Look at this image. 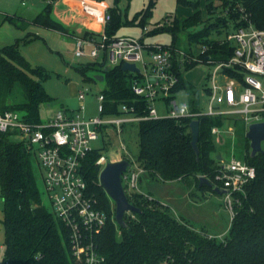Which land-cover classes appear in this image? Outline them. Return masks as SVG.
I'll use <instances>...</instances> for the list:
<instances>
[{"label":"trees","instance_id":"trees-1","mask_svg":"<svg viewBox=\"0 0 264 264\" xmlns=\"http://www.w3.org/2000/svg\"><path fill=\"white\" fill-rule=\"evenodd\" d=\"M121 0H113L108 7L110 19L104 26L108 35H114L123 25H148V18L156 0L136 12L132 18H122L118 6ZM129 1V0H126ZM177 4L189 6L191 13L177 17L167 14L161 22L152 24L146 35L160 32L171 34V46L179 44V34L187 27L202 23L195 30L186 32V51L183 60L172 58L178 82L173 93L186 90L192 95L190 107L198 109V91L184 78V71L198 62L193 58L227 60L233 52V44L225 36L244 23L246 14L256 27H264V0H204L205 9L220 12L212 21L201 20L199 0H176ZM218 2V3H216ZM51 4L32 19V23L44 28L59 30L62 26L50 17ZM16 16H3V20L17 23ZM224 33L223 37L215 36ZM94 35L85 33L84 35ZM28 37L26 38V40ZM173 46V47H174ZM204 51L201 53V49ZM84 79L87 69L103 73L105 87L104 111L119 115L121 104L135 105L137 114L148 111L146 100L131 91L137 73L123 70L120 64L105 67L93 61L78 68ZM234 74L232 70H226ZM35 75L39 77L36 78ZM239 77V74L236 73ZM48 74L31 66L18 47V41L0 48V112L17 110L30 122L39 121L40 106L50 101L41 79ZM18 84L22 100H13L11 95ZM233 117V116H228ZM199 116L198 148L196 155L190 140V117L143 119L138 123V165L155 180L182 181L189 195L198 188L202 193L214 192L213 187L202 183L205 176L211 183L222 152L214 140L211 127L222 125L226 118ZM15 133L0 131V190L3 198L1 223L4 230L3 245L11 264H78L75 262L69 240L68 228L43 204L33 169V154ZM102 148H93L83 160L84 177L88 190L97 200V205L106 214V223L97 235L98 249L107 264H264V150L251 156L248 142L243 159L253 165L255 178L245 187L244 195L238 197L235 215L230 221L227 234L216 239L203 230L195 229L184 218L174 216L168 206L156 197L140 191L127 194L138 211L124 214V226L114 220V205L100 186L98 175L103 167L96 163L102 156ZM264 149V147H262ZM219 155V156H218ZM212 184V183H211ZM199 196L191 197L197 201ZM200 199L202 198L199 197Z\"/></svg>","mask_w":264,"mask_h":264},{"label":"built area","instance_id":"built-area-1","mask_svg":"<svg viewBox=\"0 0 264 264\" xmlns=\"http://www.w3.org/2000/svg\"><path fill=\"white\" fill-rule=\"evenodd\" d=\"M103 15L105 26L110 19L107 9ZM241 19L244 23L225 36V40L233 44L232 55L227 60L193 58L198 63L212 66L202 88V95L208 97L204 108L194 110L189 102L177 104L173 98L178 75L173 69L172 58L175 52L180 56L176 59L181 62L185 53L163 43H147L132 35H108L103 30L98 36L77 37L74 56H89L97 60L101 51L111 66L124 61L135 63L139 71L133 73L139 77L133 78L130 87L135 95L146 100L147 113L137 114L135 105L121 104V114H105L102 93L97 95L98 111L102 116L87 119L81 116L82 104L77 111L60 108L52 117L37 122L27 121L17 110L0 112V131L18 134L42 169L43 188L50 211L69 230L70 249L75 262L107 264L96 241L107 217L89 192L83 172V160L93 149L90 142L99 138V130L103 127V130L111 127L120 132L121 125L127 121L178 117L197 119L205 115L238 116L247 125L264 121V27H256L246 14H242ZM143 31H148L147 25ZM203 51L202 48L201 53ZM226 70L234 71L235 75ZM86 90L77 92L79 100L84 99ZM159 100L165 103L166 112L163 114H158L155 107ZM217 106L224 107L217 109ZM232 132L231 127H211V133L220 145L221 140ZM123 158L130 164L121 175L122 185L124 187L125 182L130 191H138L139 177L145 169L129 158ZM104 162V155L96 161L102 165ZM255 176V167L233 152L220 159L211 183L212 187L224 190L223 205L231 219L235 215L239 195H244L245 187ZM0 264H11L3 243L0 244Z\"/></svg>","mask_w":264,"mask_h":264},{"label":"rangeland","instance_id":"rangeland-1","mask_svg":"<svg viewBox=\"0 0 264 264\" xmlns=\"http://www.w3.org/2000/svg\"><path fill=\"white\" fill-rule=\"evenodd\" d=\"M49 1L50 0H0V11H6L7 13L16 14L25 18H21V20L16 19V24L9 21H4L2 24L0 22V47L5 44L14 43L16 39H18V47L29 64L40 68L43 73L48 74L46 78L41 79L43 87L50 97L48 103H44L40 106L39 115L41 119L44 120L52 117L55 111L60 108L71 109L73 112L77 111L81 104L83 105V111L80 112L81 116L84 118L102 116L98 111L97 95L104 89L105 81L103 79L98 80L94 78L95 74L102 73L93 69H87L86 75L93 79L85 80L78 68L81 67L82 64L91 63L94 60L89 56L76 57L73 53L75 39L85 35H77L66 28L59 29L58 31L47 29L35 25L30 21L37 12L46 8ZM103 1L109 6L113 4V0ZM147 1L148 0H130L128 3H123V8H126L128 14L131 15L142 6L146 5ZM172 1L173 0H163L161 4V0H156L157 3L153 9V14L148 18V30L152 24L156 23H153V21L160 20L159 22H161L167 14L187 16L186 14L191 11L189 6L178 8L177 11L172 10ZM199 2L202 12L201 20L203 22L212 21L215 16L219 14V8L208 12L205 9L204 0H199ZM171 10L172 12H170ZM201 26L202 23L200 22L197 25L187 27L186 31L179 34V44L173 45L174 47L171 46V34L169 32L153 33L148 34V36L153 43H167L166 45L171 48L184 53L187 46L185 33L195 31ZM127 31L129 30L124 28L125 34H127ZM215 36L223 37L224 33ZM27 37L28 39L26 40ZM101 60L102 52L100 51L97 61L99 62ZM211 70V65L198 63L192 68L185 70L183 73L187 79L200 87L201 84L206 82L204 77ZM35 77L39 79L37 75H35ZM84 89H87L85 97L79 100L77 98V92ZM11 97L13 100L17 101L23 99L22 90L18 84L14 86ZM173 98L177 104L191 100L190 95L184 90L175 92ZM207 101V96L198 97V107L204 108ZM155 107L158 114L166 112L165 103L161 100L155 103ZM223 107L224 106H217V109H222ZM220 116L222 118L225 117L224 119L229 118L225 115ZM229 120L231 122L233 134H231V137L229 136L221 140L222 145L218 147V150L222 152L223 158L228 156L231 152H233L236 157L242 158L246 151V142H248L249 145V140L245 136L248 125L238 116L230 117ZM103 129L104 127L102 130H99V138L92 140L90 145L93 148H102L101 153L105 156V162L115 160L114 158L127 157L133 161V163L138 164L139 137L137 133V121L124 122L121 125L120 132H116L111 127L105 130ZM12 138L20 139L19 135L16 133ZM262 147H264V143H262ZM131 168H134V166ZM33 169L40 189L42 202L50 210V203L43 188V171L35 158H33ZM157 181L158 184L154 183L153 185V190H155L154 196L166 204L169 211L174 216L184 218L195 229L203 230L216 239H222L227 234L231 218L229 212L224 208L222 194L216 192L210 194L206 193L205 195L207 196L200 199L199 197H201L202 191L195 188L189 195V191L182 181ZM124 187L126 193L129 194L131 191L127 188L125 182ZM145 187V185H142L139 188L142 189L141 191L146 192L147 190ZM197 196H199L197 201L191 200L193 199L191 197ZM110 201L114 205L111 199ZM2 210L3 198L0 190V244H2L4 240V230L1 223L3 215Z\"/></svg>","mask_w":264,"mask_h":264},{"label":"crops","instance_id":"crops-1","mask_svg":"<svg viewBox=\"0 0 264 264\" xmlns=\"http://www.w3.org/2000/svg\"><path fill=\"white\" fill-rule=\"evenodd\" d=\"M129 1L121 0L118 4L120 11H121L122 18H125V17L128 19L132 18L136 12L142 10L147 5V4L146 5L143 4L144 6H142L139 10H137L136 12H134L130 15V14H128L127 9L123 8V3L124 2L128 3ZM148 1H147V3H148ZM156 3L154 4V6L152 8L151 15L153 14V9L155 8ZM162 3H163V0H161V4ZM48 4H51L50 17L52 19H54L55 21H57L62 26V28H66L67 30H69L73 33H76L77 35H81V34H85V33H93L95 35H99L104 30V21H103L104 15H103V13H104V9L108 10L109 5H106V2L103 0H53V2H51V3L48 2ZM47 5H46V7H47ZM181 7H185V5L177 4L176 0L172 1V6H171L172 10L177 11V9L178 8L180 9ZM44 9L37 12L35 15L42 12ZM172 10L170 12H172ZM190 10H191V8H190ZM0 13H1V15H0L1 24L4 21H8V20H3V16H5V15L16 16V17H19L20 19L21 18L25 19V18L18 16L16 14L7 13L6 11H0ZM190 13H191V11L186 15H189ZM35 15L31 18L30 21H32V19L35 17ZM181 16H183V15H181ZM181 16L179 15L177 17H181ZM159 21L160 20H155V21H153V23L159 22ZM9 22H11V21H9ZM40 27H42V26H40ZM124 28L129 30V31H127V34H125V32H124ZM130 29H132V30H130ZM134 29H136V30H134ZM51 30H53V29H51ZM55 31H58V30H55ZM123 32H124V34H123ZM35 35H37V34H35ZM115 35H135L136 37L142 38L147 43H153L149 39L150 37L144 33L143 28L138 26V25L120 26L116 30ZM16 41H18V39H16ZM170 42H171V40H170ZM5 45H8V44H5ZM94 61H97V60H94ZM99 63H103L105 65V67H111V65L108 64L107 60L103 57V55H102V60L99 61ZM84 65L85 64H82L81 66H84ZM131 72H136V71H131ZM101 75H103V73ZM183 75H184V78L187 81H189L191 84H193V86L197 89L198 97L204 96V95H202V88H203L205 83L201 84L199 87L195 83H193L191 80L187 79L185 77V74H183ZM206 78H207V75L204 77L205 81H206ZM184 91H186V90H184ZM186 93L188 95H190L189 92L186 91ZM191 97H192V95H190V98ZM190 101L191 100L188 101L189 104L191 103ZM65 109H67V108H65ZM68 110H71V109H68ZM226 117H228V116H226ZM218 126H220V125H218ZM220 127H222V128L231 127L230 120L226 119ZM229 136L231 137V135H229ZM229 136L227 135V137H229ZM120 158H114V159L118 160ZM222 158H223V155H222ZM154 183L158 184V181L155 179H152L146 172H143L139 177L138 189L140 192H142L144 194H148L150 197H155L154 196L155 190H153L154 189V187H153ZM142 185L146 186L145 187L147 190L146 192L141 191L142 189L139 188ZM205 194L206 193H202L201 196L204 198L207 196Z\"/></svg>","mask_w":264,"mask_h":264},{"label":"water","instance_id":"water-1","mask_svg":"<svg viewBox=\"0 0 264 264\" xmlns=\"http://www.w3.org/2000/svg\"><path fill=\"white\" fill-rule=\"evenodd\" d=\"M121 68L130 72L139 71V68L133 62L124 61L121 63ZM94 78L102 80L103 75L95 74ZM189 127L191 132L190 144L193 150L195 151V154L198 155V119H191ZM245 136L249 140L251 156L255 155L257 152L264 150L262 149V143H264V121L249 124ZM129 164V161L126 158H121L118 160H109L105 162L98 175L100 186L104 189L107 196L114 203V220L121 227L125 225V213L139 210L137 206L133 205L129 201L122 185L121 175ZM202 183H206L210 187L212 186L208 178H206L205 176H199V185H201ZM213 190L218 194L224 193L223 189L217 187H213Z\"/></svg>","mask_w":264,"mask_h":264}]
</instances>
